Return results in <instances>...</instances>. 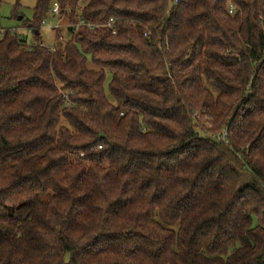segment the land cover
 <instances>
[{
	"label": "trees",
	"instance_id": "obj_1",
	"mask_svg": "<svg viewBox=\"0 0 264 264\" xmlns=\"http://www.w3.org/2000/svg\"><path fill=\"white\" fill-rule=\"evenodd\" d=\"M32 10L0 32V264H264V0Z\"/></svg>",
	"mask_w": 264,
	"mask_h": 264
},
{
	"label": "rangeland",
	"instance_id": "obj_2",
	"mask_svg": "<svg viewBox=\"0 0 264 264\" xmlns=\"http://www.w3.org/2000/svg\"><path fill=\"white\" fill-rule=\"evenodd\" d=\"M36 0H1L0 4V23L6 27H14L26 37L29 43L34 42L32 32L29 28L24 27L21 20L25 17L26 19L31 18L33 15V6ZM18 8L17 13H21L23 18L21 20L14 17V12ZM56 23L60 26L55 27ZM66 21L64 18H60L56 15L51 14L40 28L41 42L48 47H52L57 43V34H60L65 40L70 37V32L65 26ZM110 74H108V79ZM108 90V87H107Z\"/></svg>",
	"mask_w": 264,
	"mask_h": 264
},
{
	"label": "built area",
	"instance_id": "obj_3",
	"mask_svg": "<svg viewBox=\"0 0 264 264\" xmlns=\"http://www.w3.org/2000/svg\"><path fill=\"white\" fill-rule=\"evenodd\" d=\"M230 11H232V7H231ZM52 12H53V14H55V15H58V14L60 13V7H59V5H58L57 3L54 4V6H53V8H52ZM45 21H46V20H44L43 23H44ZM112 21H113V19H110V23H111ZM110 23H108V25H110ZM58 26H60V24H59V23H56L55 27H58ZM65 26H66V28H68L70 25L66 23ZM80 26H85L86 28H88V29H90V30H94L95 28L99 27L100 24L93 23V22L88 21V20H86V19H84V18H80V19L77 21V23H75V27H76V28H79ZM71 27H73V26H71ZM5 28H7V27H6V26H3V25L0 24V32H1V33L5 30ZM9 28H13V29H14V27H9ZM113 32H115V30H113ZM41 45H44V43L41 42ZM50 48H51L52 50L55 49L54 46H52V47H50Z\"/></svg>",
	"mask_w": 264,
	"mask_h": 264
},
{
	"label": "water",
	"instance_id": "obj_4",
	"mask_svg": "<svg viewBox=\"0 0 264 264\" xmlns=\"http://www.w3.org/2000/svg\"><path fill=\"white\" fill-rule=\"evenodd\" d=\"M23 18V15H19L18 16V19L19 20H21ZM68 31H72V27L70 26V27H68ZM36 32H38V31H36Z\"/></svg>",
	"mask_w": 264,
	"mask_h": 264
}]
</instances>
